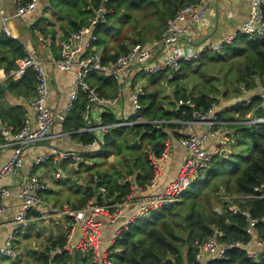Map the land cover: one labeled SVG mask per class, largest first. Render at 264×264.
<instances>
[{"label":"trees","instance_id":"16d2710c","mask_svg":"<svg viewBox=\"0 0 264 264\" xmlns=\"http://www.w3.org/2000/svg\"><path fill=\"white\" fill-rule=\"evenodd\" d=\"M104 1L52 0L58 14L69 20V31L63 38L90 25ZM193 1L106 0L105 5L111 12L94 24L98 51L105 61H110L128 52L134 43L158 40L176 12ZM25 55L22 42L0 34V69L7 76L0 82L1 117L4 126H13L16 130L23 126L25 108L36 94L33 69H27L19 79L12 75L19 67L17 61ZM88 81L105 96L118 92L117 83L109 77L93 73ZM259 85L264 86V36L239 35L221 52L206 50L199 59L185 62L174 79H168L166 72L149 77L141 99V115L148 123L110 128L101 148L88 153L77 168L73 167L75 171L87 170L94 166L98 154L105 158L117 157L109 168L96 165V174L74 207L81 208L90 200L100 205L121 204L139 188L147 190L157 171L152 156L161 158L168 139L179 141L187 135L183 122L195 120L197 113H205L213 104L221 106L237 100L234 108L238 118L223 120L219 115L222 121H237L232 125L233 133H229L232 140L229 148L225 153L216 154L208 167L196 171L181 200L149 209L119 229L108 252L114 264H200L196 260V241L206 240L215 233L222 243L247 242L250 238L246 232L247 219L241 212H232L231 204L238 205L241 211L248 210L258 219L257 228L264 237V221H261L264 197L235 198L230 202L220 194H260L256 190L260 187L264 193V123H244L264 117L263 99L254 93ZM249 93L253 95L244 99ZM8 95L16 98L13 104L7 101ZM85 103L86 95L80 92L65 130L75 132L76 139L88 143L93 136L77 132L84 126ZM249 112L253 113L251 119L247 117ZM115 120L113 113L104 114L105 123ZM0 142H3L1 135ZM62 171L61 180L67 181L68 169L62 166ZM53 192L48 187L42 194L43 199ZM66 238L60 235L36 249L27 246L24 260L0 255V264H6V260H11V264H101L95 259L97 253L93 247L65 249ZM57 246L60 252L56 251ZM209 264H264V258L253 260L245 248L236 247L227 252V258L215 259Z\"/></svg>","mask_w":264,"mask_h":264},{"label":"built area","instance_id":"2783aa9c","mask_svg":"<svg viewBox=\"0 0 264 264\" xmlns=\"http://www.w3.org/2000/svg\"><path fill=\"white\" fill-rule=\"evenodd\" d=\"M217 0H194L180 8L171 18L160 38L152 43H134L128 52L117 56L115 60L105 61L104 55L98 51L96 42L98 36L94 32V24L98 17L102 19L111 12L104 4L96 11V19L86 27L72 33L59 41V57L51 56L49 63L58 71L74 72V78L70 85L68 101L64 107L54 109L50 105V76L46 69L45 61L30 47L26 48V55L17 61L18 68L12 72L14 78L23 77L26 70L31 68L36 74L35 97L30 101V109L25 110L23 126L16 130L13 126H4L1 117L0 104V135L3 143L12 147L11 157L0 166V215L8 213L9 207L3 204L5 197L12 195V189L2 183L3 179L18 171L27 164L25 151L32 145H37L57 138L64 139L74 147L64 148L54 146L48 152L33 155L27 164V170L20 183L18 197L21 199V207L16 214L13 225L16 233L22 228L29 227L38 220L49 221L52 214L61 213L66 217L80 221L83 234L78 245L67 241L65 249L93 247L96 250V261L101 264H114L108 255H100L99 248V218L108 214L115 219L120 214V206L130 204L127 199L121 204L100 205L90 200L81 208H65L57 211L53 204L44 200L42 192L47 185L41 179L38 169L50 166L56 178L63 176V164H71L77 168L87 154L101 145L102 140L112 127L133 126L145 124L148 121L141 115L143 104L142 97L145 95V82L151 76H157L162 72L167 73L168 79H174L185 62L197 60L206 50L221 52L226 45L232 44L239 35L264 36V0H249L250 9L247 19L240 26L239 31L225 36L218 42L212 43L204 49L194 48L188 44L195 35L198 24L206 17L211 5ZM14 7L13 14L7 13L4 0H0V34L13 38L11 20L13 18H25L33 15L40 0H10ZM51 39H48V42ZM93 73L111 78L118 85V92L114 96L103 95L97 87L89 84L88 78ZM259 95L263 99L264 109V86L259 85ZM86 95L85 109L83 111L84 126L77 132L89 133L93 140L85 143L76 139L72 131L65 130L71 113L76 107L79 93ZM128 103V106H126ZM113 113L116 120L112 123L104 122V114ZM264 123V117H259L244 123ZM157 123V122H155ZM184 128L187 135L179 140V144L186 150L180 173L170 183L167 191L154 198L141 201V213L144 215L149 209H156L181 200L185 191L190 187L196 171L210 165L214 156L226 150L229 141V129L225 121L219 117V107L213 104L205 113H197L193 121H185ZM206 130L200 131V129ZM220 138L218 149L211 151L208 145L211 141ZM171 139L166 142L165 152L170 147ZM81 147L77 150L75 147ZM152 163L158 169V158L152 156ZM260 194L246 196H228L221 192V198L232 202L235 198L264 197L262 188H257ZM41 205L47 206V212H38ZM115 207L110 211V208ZM220 212V206L216 207ZM230 210L234 213L241 212L245 215L248 226L247 234L250 236L247 242L222 243L218 234H213L208 239L196 241V260L200 264H209L215 259L227 258L230 249L242 247L246 254L253 260L264 258V237L259 234L257 224L259 220L252 217L248 210L241 211L238 205L231 204ZM264 221V217L261 219ZM112 244V243H111ZM60 252L61 248L56 247ZM41 251V249H39ZM0 255L13 260L21 258V251L16 248L14 233L9 234L3 244L0 245ZM53 264H56L53 262Z\"/></svg>","mask_w":264,"mask_h":264},{"label":"crops","instance_id":"0c3cea01","mask_svg":"<svg viewBox=\"0 0 264 264\" xmlns=\"http://www.w3.org/2000/svg\"><path fill=\"white\" fill-rule=\"evenodd\" d=\"M4 7L8 14H13L14 7L12 3H10V0H4ZM249 9V0L215 1L211 5L206 17L198 24L196 35L188 41V44L197 49H204L208 45L220 41L227 35L237 33L240 26L247 19ZM10 23L14 35L13 39L19 40L26 46L30 47V49H33L46 63V69L50 76L51 85L50 105L54 109L64 107L68 101L74 72L58 71L49 63V60L51 56L59 57L58 43L60 39H63V36H65L66 33L68 34L69 20L67 18H62L60 14H58V11L54 8L52 0H40V4L33 15L25 18H13ZM48 39H51V41L48 42ZM6 77L4 70L0 69V82H3ZM259 92V89L254 90V93ZM252 95L253 93H249L244 99L250 98ZM7 97V101L12 104L16 101V98L12 95H8ZM236 103L237 100L234 99L233 101L218 106L219 115L223 120L231 117H239V113L234 108ZM126 106H128V103H126ZM25 110L31 112L30 105L26 106ZM252 114V112H249L247 117H249V119L253 118ZM235 122L237 123V121ZM235 122L225 120L229 133H233L234 129L232 128V125H234ZM203 130H206V128L200 129V131ZM219 141L220 138L211 141L208 145V149L211 151L218 149ZM54 146L64 148L74 147L67 142H65V144L55 143L54 140L37 144L25 151L24 156L26 157L27 164L33 155L48 152ZM75 148L77 150L81 149L79 146H76ZM99 148H101V145L97 146V148L90 153L95 152ZM221 153L225 152L222 151ZM11 155L12 147L0 142V166L3 165ZM186 156L187 152L179 144V141L171 139L168 150L164 152V155L161 158H158L159 164L155 178L148 186L147 190L139 188L134 191L130 196V199L132 197L137 200L134 202L131 201L128 205L120 206L119 209L121 214L117 218L113 219L108 214H104L99 218L101 222L99 227L100 244L97 251L100 255H109V248L114 242L115 235L119 233V229L123 226L127 227L130 222L134 221L140 215L141 201L149 200L167 191L170 183L180 173ZM84 159L82 161H84ZM27 164L18 171L6 176L2 181L4 185L11 187L12 195L3 199V204L9 207V211L4 216L0 215V245L3 244L9 234L14 233L15 244L19 246L23 253L20 258L21 260H24L25 255L27 254V246L32 249L43 247L48 244L51 239L58 238L61 235L51 231V225H57L59 227L65 226L67 228V233H62V235L67 237L66 240L68 242L75 245H78L83 234V227L80 221L66 217L61 213L52 214L50 220L47 222L44 220L33 222L29 227L22 228L16 233L13 221L22 203L21 199L18 197V193L21 180L27 170ZM63 166L66 167V169L69 168L68 166L72 167L71 164H63ZM50 170H52L50 166H44L39 172L40 174L42 171L49 173ZM63 178L64 177L54 179L52 185L57 183L64 184L65 182L61 180ZM46 200L50 203L52 202L48 198ZM39 210L41 213H46L47 206L41 205L38 208V211ZM53 222L55 223L53 224ZM43 223L44 225H42Z\"/></svg>","mask_w":264,"mask_h":264},{"label":"rangeland","instance_id":"374dc122","mask_svg":"<svg viewBox=\"0 0 264 264\" xmlns=\"http://www.w3.org/2000/svg\"><path fill=\"white\" fill-rule=\"evenodd\" d=\"M145 82H148V84H149V78L146 79V81H144V83ZM230 141H232V140H231V137L229 136L228 142H230ZM54 142L59 143V144H63V143L65 144L64 139H61V138L55 139ZM227 148H229V143L227 144ZM94 159H95L94 166H90L87 170L85 169V170L75 171L73 169V167L68 166L69 168H68L67 172L70 174L68 175V178L66 179L67 181H64L65 182L64 184H62V183L58 184L57 183L55 185H52L54 179H60V178L55 177L54 171L50 170L49 173H47V172L45 173L44 171H42V173H41L42 176H41V174L39 172V170L41 168L38 169V172L40 174L41 179L47 185V189H48V187L54 189V192L48 195V199L50 201H52L51 202L52 204H54L53 208L55 210L60 212V211H63L66 207L67 208L73 207L74 209H76V207H74V205H77L79 203V201L81 200V193L84 192V189L86 188V186L91 182L93 175L96 174V171L94 170L96 168V165L97 164H98V166L101 165L100 166L101 168H103V167L109 168L115 161H117V157H115L114 155H111V156L105 158V157H102L101 155L98 154L97 157ZM63 176H64V173H63ZM45 191L42 192V194L45 193ZM44 200H46V199H44ZM54 223L55 222H53V224ZM42 225H44V223ZM51 227H50V230L54 231L56 234L62 235V233L63 234L67 233V231H66L67 228L65 226L59 227L57 225H55V226L51 225ZM99 237H100V234H99ZM99 242H100V239H99ZM66 244H67V240H66L65 245ZM0 259H1V256H0ZM4 263L11 264V260H6Z\"/></svg>","mask_w":264,"mask_h":264},{"label":"water","instance_id":"95a60500","mask_svg":"<svg viewBox=\"0 0 264 264\" xmlns=\"http://www.w3.org/2000/svg\"><path fill=\"white\" fill-rule=\"evenodd\" d=\"M101 21H102V18L101 17H98L97 20H96V22H95V24L97 25ZM3 87H5V85ZM33 146H35V145H32L31 147H33ZM183 219H184V216H183Z\"/></svg>","mask_w":264,"mask_h":264}]
</instances>
